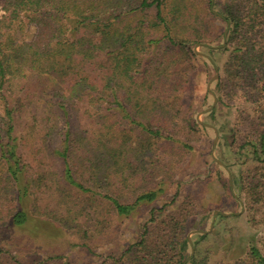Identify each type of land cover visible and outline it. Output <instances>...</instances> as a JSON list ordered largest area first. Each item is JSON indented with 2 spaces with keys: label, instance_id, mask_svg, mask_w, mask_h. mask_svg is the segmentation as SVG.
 <instances>
[{
  "label": "trees",
  "instance_id": "obj_1",
  "mask_svg": "<svg viewBox=\"0 0 264 264\" xmlns=\"http://www.w3.org/2000/svg\"><path fill=\"white\" fill-rule=\"evenodd\" d=\"M0 5L5 11L0 20V195L8 194L15 204L7 224H30L35 192L48 187L47 175H33L24 161L20 150L26 140L42 143L44 151L36 154L61 159L64 187L99 197L121 217L156 202L166 192L164 181L132 203L115 194L119 184L129 188L154 174V161L147 160L150 140L141 137L138 148L131 133L138 128L157 143H178L189 152L194 147L182 136L215 131L196 118L202 105L190 96L199 62L214 73L217 64L220 71L213 82L218 104L206 114L216 117L223 105L236 115L233 123L218 127L227 146L221 160L226 167L216 164L227 172L228 186L230 170L250 223L264 226V0H0ZM197 45L209 58L198 54ZM15 85L17 94H8ZM211 97L206 91L203 103ZM26 116L31 132L21 134L18 127ZM81 117L97 119V127L83 131ZM123 124L127 128L120 129ZM171 204L152 208L138 240L109 264H216L199 246L210 234H198L192 255L187 234L192 222H203L195 208L169 210ZM67 220L61 222L71 230ZM89 232L97 235L87 228L85 237H92ZM49 262L25 263L4 255L0 246V264ZM238 263L264 264V250L252 242L247 260Z\"/></svg>",
  "mask_w": 264,
  "mask_h": 264
},
{
  "label": "rangeland",
  "instance_id": "obj_2",
  "mask_svg": "<svg viewBox=\"0 0 264 264\" xmlns=\"http://www.w3.org/2000/svg\"><path fill=\"white\" fill-rule=\"evenodd\" d=\"M195 49L198 52H204L200 46ZM222 56L217 57L218 62L224 60ZM194 65L196 71L192 72L194 85L190 96L195 100L193 101L196 106L202 105V109L195 115L198 119L199 114L209 109L214 103L213 97L209 98L206 103H203V100L209 83L216 75L219 66L216 64L214 73L213 69L209 70L199 62ZM211 88L213 90L214 83ZM17 89H20L19 85L8 87V94H17ZM165 92V88H162L161 93L165 94ZM235 116L233 109L221 105L216 117L201 114L199 118L201 122L211 124L218 129L224 124L233 123ZM27 118L28 116L18 127L21 134L31 132L27 125ZM83 118H78L80 119L78 120L79 125L89 134L90 130L93 131L97 127L98 120L92 117L84 118V120ZM125 128H127L125 124L120 125V129ZM134 129L135 131L131 133L136 142L134 146L141 148L139 145L141 137L150 140L148 148L152 151L147 150L150 153V158L147 160L154 161L152 166L154 174L146 177L147 180L139 179L129 188L123 183L119 184L115 194L122 203H132L139 194L157 187L161 181H164L166 192L156 202L141 206L140 210L131 216L121 217L116 214L110 203L103 202L99 197H89L75 192L72 188L64 187L61 184L64 183L61 177L63 170L61 159L50 157L47 153L36 154L44 151L40 150L42 143L26 140V144L20 150L25 158L24 161L29 165L33 175L40 172L47 175L48 187L36 190L31 204V209L35 214L32 216L31 223L25 228L7 224L11 204L14 203L10 201L11 197L8 194L2 192L3 195H0V246L4 249V255L5 253L11 254L25 263L48 260L50 261L48 264L67 262L71 264H109L114 257L138 240L143 225L150 218V210L171 204L174 197H177V200L168 207L169 210L181 209L185 205L193 206L197 213L196 218L203 221L192 222L187 234L188 239L189 237L192 239V255L195 253L193 241H199L198 234L200 233L196 232L198 230L207 231V234H210V237L201 241L199 246L203 255H209L211 261L216 264H239V260H247V252L252 242L257 243L264 250V226L255 227L250 223L244 196L240 198L239 194L234 191L231 180L230 186L227 185V172L212 158L216 131L208 130L193 135H178L194 147L193 150L185 152L178 143H157L143 130ZM227 136L230 137L231 133L228 132ZM226 150L225 141L218 140L215 156L222 160V151ZM136 158L137 156H134L133 160L137 165ZM221 171L222 177L220 178ZM217 211L231 215L226 216V219L219 218L217 215L213 222ZM77 216V221H74L73 218ZM63 217H67L66 222H72L71 230L64 228L61 222ZM257 220H261L260 214ZM212 224L214 226L211 230ZM87 228L97 231V235L89 232L92 237H85L84 232ZM86 242L89 243L92 251L86 247Z\"/></svg>",
  "mask_w": 264,
  "mask_h": 264
},
{
  "label": "water",
  "instance_id": "obj_3",
  "mask_svg": "<svg viewBox=\"0 0 264 264\" xmlns=\"http://www.w3.org/2000/svg\"><path fill=\"white\" fill-rule=\"evenodd\" d=\"M213 1H214V0H213ZM227 35H228V30H226V32H225V39L227 38ZM225 44H226V43L222 44L221 46H217L216 48L223 47V46H225ZM199 46H200V45H197L196 48H198ZM197 52H198V50H197ZM198 54H199V55H204V56L208 57L206 54H204V53H202V52H198ZM208 58H209V57H208ZM219 74H220V73H219V71H218V69H217V73H216V75L211 79V81H210V83H209V86H208V90H209V92L214 96V103H213V105H212L209 109H207V110L201 112V113L199 114V117H200L201 114H206V113L212 111V110L216 107V105L218 104V98H217V96L215 95V93L213 92V90H212L211 87H212L213 82H214L216 79H218ZM199 117H198V120H199V122H201V120H200ZM201 123H203V122H201ZM203 124L206 125V126H208V127H211V128H213V129H215V131H216V138H215V142H214V148H213L212 156H213V158H214V160H215L216 162H218L220 165L226 167V165H225L221 160H219V159L215 156L216 145H217L218 140H219V138H220V133H219L218 129H217L215 126L211 125V124H207V123H203ZM228 172H229V174H230V180H231V186H232V178H231L230 170H228ZM219 214H222V215H225V216H230V215H231V214L221 213V212H218V211H217V212H215V217H214L213 222H215L216 216L219 215ZM213 226H214V224L211 225V230H212ZM196 232H199V233H207V231H200V230H198V231H196ZM189 241L192 242L191 237H189ZM193 253H194V249H193Z\"/></svg>",
  "mask_w": 264,
  "mask_h": 264
},
{
  "label": "built area",
  "instance_id": "obj_4",
  "mask_svg": "<svg viewBox=\"0 0 264 264\" xmlns=\"http://www.w3.org/2000/svg\"><path fill=\"white\" fill-rule=\"evenodd\" d=\"M4 14H5V11H4L3 7L0 5V20Z\"/></svg>",
  "mask_w": 264,
  "mask_h": 264
}]
</instances>
